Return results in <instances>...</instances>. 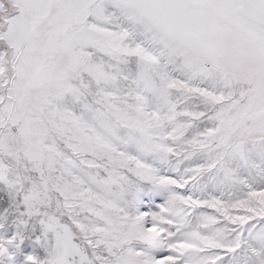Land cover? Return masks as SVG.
Here are the masks:
<instances>
[{
	"label": "snow or ice",
	"instance_id": "obj_1",
	"mask_svg": "<svg viewBox=\"0 0 264 264\" xmlns=\"http://www.w3.org/2000/svg\"><path fill=\"white\" fill-rule=\"evenodd\" d=\"M0 264H264V0H0Z\"/></svg>",
	"mask_w": 264,
	"mask_h": 264
}]
</instances>
